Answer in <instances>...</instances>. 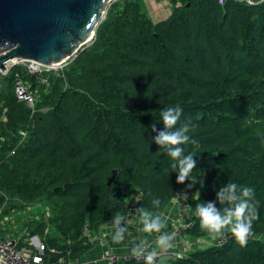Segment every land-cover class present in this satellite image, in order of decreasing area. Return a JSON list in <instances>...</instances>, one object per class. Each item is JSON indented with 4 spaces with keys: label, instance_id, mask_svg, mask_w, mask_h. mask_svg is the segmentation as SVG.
<instances>
[{
    "label": "trees",
    "instance_id": "16d2710c",
    "mask_svg": "<svg viewBox=\"0 0 264 264\" xmlns=\"http://www.w3.org/2000/svg\"><path fill=\"white\" fill-rule=\"evenodd\" d=\"M168 2L170 13L158 21L136 0L112 3L90 44L47 85L16 67L1 77V236L15 238L4 214L17 200L46 204L47 216L23 222L17 239L37 235L48 260L91 249L101 225L132 201L133 221L139 209L156 216L190 189L189 181L176 183L170 158L152 141L151 126L163 128L161 110L179 105L177 126L190 123L192 138L185 154L197 155L193 175L204 178L195 197L180 198L189 215L182 233L208 234L195 208L226 183L253 189L257 218L244 246L225 230L221 244L154 264H264V0ZM14 71L36 96L32 114L15 97Z\"/></svg>",
    "mask_w": 264,
    "mask_h": 264
},
{
    "label": "clouds",
    "instance_id": "9594fccd",
    "mask_svg": "<svg viewBox=\"0 0 264 264\" xmlns=\"http://www.w3.org/2000/svg\"><path fill=\"white\" fill-rule=\"evenodd\" d=\"M254 1V0H253ZM183 109L177 105L167 107L160 112V122L163 128L157 131L155 123L151 126L156 133L152 141L170 158V168L176 174V183H190L192 188L197 183V177L193 175V169L197 167V161L193 152L185 154L184 145L192 142L190 137V123L185 122L177 126L181 119ZM203 186L202 180L200 181ZM185 198L187 197L184 194ZM154 206L160 204L159 199L152 201ZM254 192L251 187L237 183H226L221 185L216 192L214 200L203 201L195 208V216L199 220L201 229L207 232L212 239L223 236L225 230L231 233L233 239L241 246L247 244L249 238L254 235L253 222L257 218V208ZM219 205V206H218ZM139 220L144 232H161L166 221L159 215L153 216L146 209H139ZM115 231L112 241L120 243L124 241L126 229L121 226L120 218L114 220ZM173 247V237L163 234L159 237L155 247L145 248L138 244L132 248L133 255H141L145 264H154L158 252L162 249Z\"/></svg>",
    "mask_w": 264,
    "mask_h": 264
},
{
    "label": "water",
    "instance_id": "95a60500",
    "mask_svg": "<svg viewBox=\"0 0 264 264\" xmlns=\"http://www.w3.org/2000/svg\"><path fill=\"white\" fill-rule=\"evenodd\" d=\"M108 1L0 0V73L14 57L42 64L69 58L94 35ZM116 172L111 171L107 184Z\"/></svg>",
    "mask_w": 264,
    "mask_h": 264
},
{
    "label": "built area",
    "instance_id": "2783aa9c",
    "mask_svg": "<svg viewBox=\"0 0 264 264\" xmlns=\"http://www.w3.org/2000/svg\"><path fill=\"white\" fill-rule=\"evenodd\" d=\"M219 4H223L228 0H216ZM231 1H242L246 4L253 2V0H231ZM77 52V51H75ZM73 53L69 58H66L61 63L56 66H47L40 62L32 61L31 59H20L15 64L10 65L7 68L6 72L1 74H7L10 68H18L21 69L23 73H25L28 77L34 78L38 84L47 85L49 82V77L51 74H57L60 70H62L71 60H73L77 54ZM30 82L25 80L24 77L16 71L13 76V89L15 97L18 101L24 102L29 108L31 114L34 112L35 100L36 96L33 91L30 89ZM32 124V123H31ZM33 125V124H32ZM23 136H25L24 132H21ZM182 192L176 197L180 203V209L178 210V214L176 216L175 225L168 230L154 233V241L156 242L159 237L163 234H168L173 237H179L182 235L184 228L189 226L187 223L188 215V205L183 201H180L182 198ZM134 201L130 202L129 205L125 208V210L120 213V221L125 224H131L130 218V209L134 205ZM177 224V225H176ZM88 230L86 227L82 230V236H87ZM216 240V241H215ZM212 243L221 244L226 240V235L217 237ZM210 243V244H212ZM209 244V245H210ZM146 248L145 245H142ZM49 253H60L55 248L48 249ZM66 254H59V256L54 260H48L46 255V247L45 244L38 238L37 235L26 236L24 238L23 243H19L17 238H11L8 236L0 235V264H84L79 260V257H71ZM133 257L137 260H142L143 256L141 255H122L116 254L111 251L104 250L100 255V258L106 261L108 264H113L115 261L122 257ZM185 254H175L174 257H183ZM162 255H157L155 258V263H158L162 260Z\"/></svg>",
    "mask_w": 264,
    "mask_h": 264
},
{
    "label": "crops",
    "instance_id": "0c3cea01",
    "mask_svg": "<svg viewBox=\"0 0 264 264\" xmlns=\"http://www.w3.org/2000/svg\"><path fill=\"white\" fill-rule=\"evenodd\" d=\"M140 3L141 8L146 10L152 16L153 21L164 19L170 13L168 0H136ZM169 6V7H168ZM183 192L188 190H183ZM190 190V189H189ZM198 193V192H197ZM197 195V194H196ZM184 196V195H183ZM185 197V196H184ZM188 197V196H187ZM195 197V196H193ZM178 211V199H172L168 205L156 215H159L166 221L165 227L171 228L175 225V216ZM121 214H118L107 223L101 225L98 233L93 237L94 245L88 251L82 253L79 256V260L84 264H108L106 261L100 258V255L104 250H109L116 254H129L132 253V248L136 245H145L146 248L155 247L154 233H148L142 231V224L139 218L132 220L131 224H125L120 221L121 226L126 229L124 241L120 243H114L111 239L112 234L115 231L114 220L116 217L120 218ZM201 237H193L191 235L182 233L179 237L173 239V247L170 249H162L158 252V255L174 256L175 254H188L196 248H200L199 239Z\"/></svg>",
    "mask_w": 264,
    "mask_h": 264
},
{
    "label": "rangeland",
    "instance_id": "374dc122",
    "mask_svg": "<svg viewBox=\"0 0 264 264\" xmlns=\"http://www.w3.org/2000/svg\"><path fill=\"white\" fill-rule=\"evenodd\" d=\"M116 1L117 0H109L107 2L108 6H110L112 3H115ZM168 4H169V2H168ZM106 10H107V8H106ZM106 10H105L103 16L101 17V19L99 20V23L104 19ZM169 11H170V9H169ZM144 12L151 19L152 16L150 15V13L148 11H146V10H144ZM94 35H95V32H94ZM94 35L91 37L90 40H88L87 43H85L82 46H79V48L76 50L77 52H75V53L78 54V52L82 49L83 46L86 48L90 44V42L93 40ZM12 69L13 68H10V69H8V71L10 72V71H12ZM15 72L16 71L13 72V76H14ZM7 74H1L0 73V81H2L1 77L3 75H7ZM9 75H11V72H10ZM203 179H204L203 177H197V183L192 188H190V190L183 192L182 195L186 194L188 197L196 196V194H197V192H198V190L200 188V185H201L200 181L201 180L203 181ZM179 209H180V203L178 201V210ZM47 212H49V211L47 209L46 204L43 203V202L42 203L41 202H38V203H26V202L17 200V201L14 202V206H11L9 204L6 207V213L4 214V218L7 221H9V223H10V226L8 225V228L10 229L8 232L11 233V234L15 233V238L20 237L23 234L22 231L20 230L21 229L20 227L22 226L23 222L28 221L30 218L31 219H34V218L35 219H42L43 217L45 218V216H47ZM177 214H178V211H177ZM177 214H176V216H177ZM176 216H175V221H176ZM6 220H4V221H6ZM215 239H212L209 234H207L206 236H202L199 239V243L201 244L200 247H204V246L209 245ZM23 241H24V239H23ZM127 255H132V253H129Z\"/></svg>",
    "mask_w": 264,
    "mask_h": 264
},
{
    "label": "bare ground",
    "instance_id": "6f19581e",
    "mask_svg": "<svg viewBox=\"0 0 264 264\" xmlns=\"http://www.w3.org/2000/svg\"><path fill=\"white\" fill-rule=\"evenodd\" d=\"M20 59L25 60V58H22V57H14V58H11V59L7 60V61L5 62L6 69H7L10 65L15 64V63H16L18 60H20ZM32 61L38 62V61L33 60V59H32ZM61 62H62V61L57 62V63L45 64V65H47V66H50V65H52V66H56V65H58V64L61 63ZM49 79H50V77H49Z\"/></svg>",
    "mask_w": 264,
    "mask_h": 264
}]
</instances>
